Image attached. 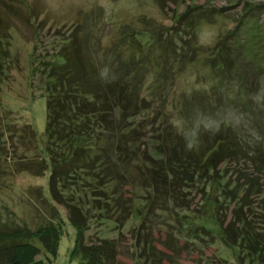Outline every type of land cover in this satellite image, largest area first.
<instances>
[{
	"label": "rangeland",
	"instance_id": "rangeland-1",
	"mask_svg": "<svg viewBox=\"0 0 264 264\" xmlns=\"http://www.w3.org/2000/svg\"><path fill=\"white\" fill-rule=\"evenodd\" d=\"M246 1L264 2L0 0V17L12 27L9 28L13 37L11 52L19 56L18 66L21 67L20 70L13 69L11 76L6 79L7 82L0 92V103L12 113V117H18L19 121L31 124L37 134L39 148L43 147L45 141L46 101L39 80L32 81L30 78L31 63L28 54L33 48L41 58H48L65 47L64 41L70 46L77 44L86 48L87 45L92 51L99 50L96 62L102 72L105 60L103 52L115 49L116 53H119V60L126 59L135 67L136 79L140 78L141 82L138 95L144 99V109L134 113L136 115L131 130V138L139 157H133L128 168L118 172L121 176L117 173L118 192L123 196L120 205L113 212L111 209L99 212L98 204L92 201L97 191L94 192L86 186L76 190V186L71 185L70 192L72 198L82 196L83 202L89 204L91 210L93 207L97 208L95 212L92 210L88 213L91 219L85 232L86 241L95 240L96 236L114 239L119 252L117 259L123 264H132V252L137 246L136 233L139 232L141 244L144 234L147 233L158 249L168 255H176L180 264H193L194 261L200 260V256H203L204 262H208L215 259L217 254L225 256L223 253L226 251L227 255L230 254L220 242L200 249L191 243L202 245V242H209L210 238L205 234L199 236L200 238H187V234H183L186 222L192 223L194 227L199 226L205 223L206 213L213 212L218 220H223L225 224L236 220L237 217L241 219V216H247L251 218L252 224H257L256 230H264V215L261 212L264 182L258 173L264 165L262 115L248 105L233 104L231 97L236 90L235 82L222 80L218 75L215 77L209 67L212 61L210 47L220 36L223 51L233 48L234 39L228 32L239 23L240 35L246 22V15L243 14L247 8ZM193 5L202 6L201 10H204V15L209 18L190 20L191 16L196 17L195 13H200V10L190 9L189 6ZM185 10L189 11L187 15L180 23H176V15ZM28 11L33 16L31 19L27 16ZM257 16L262 17L259 12ZM138 31L140 34L135 39L133 35ZM138 39L145 45L141 46L136 41ZM262 44L264 45V42ZM140 47L144 48L142 54L148 55H142L136 60L134 52L139 51ZM152 49L154 53L150 54ZM249 70L250 68L245 73L248 92L258 96L261 94L259 98H262L264 70L254 73ZM238 100L241 102L245 97L240 96ZM221 125L238 132L242 145H239L240 148H237L234 155L218 166L217 173L211 171L200 174L196 173L197 169L192 172L188 168L172 189L171 195L161 190L152 197L148 195L147 177L156 175L154 168L158 167L161 156L149 158L146 155L149 152L154 153L152 149L156 148V144L151 145L148 141L150 135L157 132L155 139H164L171 129H177L183 136L177 146L189 150L200 146L202 138L207 145L210 144L211 140L208 138L211 129H218ZM39 151L34 146L29 150L25 146L17 147L0 157L1 219L10 214L16 224L26 223L34 228L38 222L49 218L54 208L66 216V208L52 202L49 204L47 197H44L47 196L48 171L37 174L38 165L30 166L32 172L20 169V164L31 163L33 157L42 159L45 153ZM177 151L180 153V149ZM125 152L126 149H116L114 161L117 160L118 154ZM166 156L176 158V155L169 151ZM166 156L164 160L168 161ZM92 174L94 173L82 172L81 176L92 180L91 185L99 188L102 184L98 185ZM250 181L257 184L261 191L252 189L247 197L237 200L244 194V191L240 192L239 189L244 188ZM79 182H82V179ZM101 189L102 187L99 190ZM86 190L85 195L83 192ZM221 190L226 194L224 200L220 198L224 194ZM63 194L66 196V192ZM209 204H212L210 208ZM62 231L57 254L50 264H68V253L74 244L75 229L64 220ZM43 255L44 252L36 258L44 257ZM230 261L235 264L231 256Z\"/></svg>",
	"mask_w": 264,
	"mask_h": 264
},
{
	"label": "trees",
	"instance_id": "trees-1",
	"mask_svg": "<svg viewBox=\"0 0 264 264\" xmlns=\"http://www.w3.org/2000/svg\"><path fill=\"white\" fill-rule=\"evenodd\" d=\"M246 5L247 8L243 12L246 15V22L240 35H238L239 23L228 32V35L234 39L233 48L223 51L220 46L222 43V36H220L210 47L212 61L209 67L213 70L215 77L218 75L222 80L235 82L236 90L231 97L233 104L248 105L262 115V132L264 131V94L262 98H259L261 94L258 96L256 93L248 92L245 73L248 68L252 73L264 70V45L262 44L264 42V2L246 1ZM189 7L191 10H200V13H195L196 17L191 16L190 20L209 18L204 15V10H201L202 6ZM188 12L185 10L178 13L174 21L180 23ZM258 12L262 17L257 16ZM27 16L30 19L33 17L29 11ZM9 28L12 27L0 17V92L7 82L6 79L11 76V71L21 69L18 66L19 56L11 52L10 44L13 37L9 33ZM139 34V31L135 32L133 37L136 39ZM136 41L141 46L145 45L142 40ZM64 43L65 47L48 58H41L34 48L28 54L31 63L30 78L32 81L39 80L46 101L43 147H38L37 134L31 124L19 121L18 117H12V113L3 108L0 103V157L6 155L9 150L14 151L15 148L24 146L28 150L34 146L45 153V156H42L44 159L41 157L42 159L38 160L33 157L31 163L20 164V169L32 172L31 167L38 165L37 174L48 171L47 196L43 195L47 197L49 204L52 202L66 208L67 214L64 217L58 209L54 208L49 218H44L45 220L38 222L34 228L27 226L26 223L16 224L10 214L6 215L5 219L0 217V264H50L51 259L57 254L64 220L75 229L74 244L68 253V264H123L117 259L119 252L114 239L96 236L95 240L86 241L85 232L89 228L88 223L91 219L88 213L92 210L95 212L97 208L92 206L91 210L89 204L83 202L82 196L72 198L70 192H72L71 185H75L76 190L86 186L94 192L97 191L92 201L98 204L99 212H104L106 209H111L113 212L120 205L123 196L118 192V177L122 175L119 171L122 169L125 171L132 158L138 156L134 140L131 138L133 133L131 130L136 115L134 113L144 109L142 106L144 99L138 95L141 86L140 78L136 79L133 63L126 59L119 60V53L117 54L115 49L103 52L105 60H103L104 72H102L96 62L99 50L92 51L90 47L87 48V45L84 48L77 44L70 46L67 42L64 41ZM133 49H135L134 46ZM143 49L134 52L136 60L142 55H148L142 54ZM241 52L243 53L239 54ZM153 53L152 49L150 54ZM141 63L142 61L138 65L141 66ZM240 96H244L246 101L240 102L238 100ZM156 133L148 138L151 145L156 144V148L152 149L154 153L146 154L149 158L161 155L158 167L154 168L156 175L147 177L146 190L151 197L160 190L171 195L172 189L188 168L192 172L197 169L196 173L200 174L211 171L217 173L218 166L234 155L237 148L242 145L240 134L222 125L218 129H211L208 138L211 140L210 144L207 145L202 138L200 146L189 150L177 146L179 141L183 140V136L177 129H171L164 139H155ZM118 148L126 149V152L118 154L117 160L114 161L113 156L117 155ZM168 151L176 155L175 159L179 161L172 159V156L167 157ZM13 156H16L15 153ZM165 156L168 161L164 160ZM82 172L94 173L92 175L95 182L102 185L99 188L96 185L93 187L92 180L84 179L81 176ZM258 173L261 174L264 182V165ZM81 179L82 182H79ZM79 184L82 185L79 186ZM101 187L102 189L99 190ZM258 187L250 181L244 188L239 189L240 192L244 191V196H240L237 200L247 197L252 189H256V192L261 191ZM63 192H66V196ZM83 193L86 195L87 190ZM225 195V193L222 194L220 198L226 199ZM101 196L105 199H101ZM261 199L263 203L261 212L264 215V194ZM104 205H108L109 208ZM94 206L97 205L94 204ZM211 206L212 204H209V208ZM213 206L215 207L216 204ZM250 219L247 216H241V219L237 217L236 220H230L225 224L212 212L206 213L205 223L199 226L194 227L192 223L186 222L183 234H187V238L193 236L200 238L203 234L210 238L209 242H202V245L191 242L198 246V249L220 242L230 253L227 255V251L224 252L225 256L217 254L215 259L208 262H204L203 256H200V260L194 261L193 264H233L230 263V256L233 257L235 264H264V230H256L257 224H252ZM262 222L264 223V218ZM136 236L138 237L137 246L132 252L134 257L132 264H165L166 262L180 264L176 255L171 256L158 249L148 238L147 233L144 234L142 244L140 232L136 233ZM43 252L44 257L36 258Z\"/></svg>",
	"mask_w": 264,
	"mask_h": 264
},
{
	"label": "bare ground",
	"instance_id": "bare-ground-1",
	"mask_svg": "<svg viewBox=\"0 0 264 264\" xmlns=\"http://www.w3.org/2000/svg\"><path fill=\"white\" fill-rule=\"evenodd\" d=\"M81 29V28H80ZM79 34V33H78Z\"/></svg>",
	"mask_w": 264,
	"mask_h": 264
}]
</instances>
